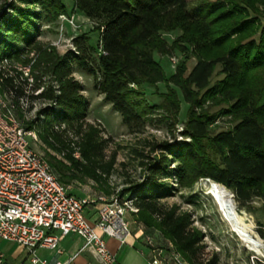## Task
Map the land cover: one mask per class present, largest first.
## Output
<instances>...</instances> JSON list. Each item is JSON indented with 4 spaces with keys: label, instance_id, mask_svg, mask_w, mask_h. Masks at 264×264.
Listing matches in <instances>:
<instances>
[{
    "label": "trees",
    "instance_id": "1",
    "mask_svg": "<svg viewBox=\"0 0 264 264\" xmlns=\"http://www.w3.org/2000/svg\"><path fill=\"white\" fill-rule=\"evenodd\" d=\"M20 1L25 8L10 2L14 13H0V92L15 93L19 119L25 114L20 98L30 104L51 103L23 125L35 129L48 147L66 152L82 176L100 182L111 173L112 164L104 162L105 142L98 129L85 124L89 101L73 76L76 65L95 76L97 91L130 130L142 129L153 113L145 86L179 88L190 105L186 131L192 142L166 145L167 153L159 159L141 162L147 170L145 182L123 190L121 196L136 191L137 221L157 230L196 264L204 234L191 229L189 215L158 206L172 190L160 180L175 176L182 187H192L209 179L242 207L255 198L264 201V0H205L194 10L187 0H73L72 11L94 21L93 32L100 38L94 47L92 32L81 34L73 39L76 50L66 55L36 38L38 21L53 24L68 13L64 0ZM175 31L182 35L170 46L162 34ZM176 48L187 58L168 76L155 55L168 56ZM190 56L196 63L189 71ZM5 60L29 67L33 82L16 69L3 68ZM219 66L224 78L212 85ZM163 97V107L177 115L178 93L169 89ZM206 102L225 107L210 115L204 112ZM219 117H230L232 128L212 129ZM174 160L178 165L171 169ZM260 226L264 238V224Z\"/></svg>",
    "mask_w": 264,
    "mask_h": 264
},
{
    "label": "rangeland",
    "instance_id": "2",
    "mask_svg": "<svg viewBox=\"0 0 264 264\" xmlns=\"http://www.w3.org/2000/svg\"><path fill=\"white\" fill-rule=\"evenodd\" d=\"M205 0H187L190 10L197 9L200 3ZM10 2L25 8L26 3L20 0H0V13H14V9L9 7ZM68 8V13L63 16L74 18L77 28L72 27L66 20H62L59 16L53 24L40 20L37 22L39 31L36 34L37 40L42 44L55 47L60 55H66L70 51L76 50L73 45V39L85 33H91V45L98 46L100 34L93 32L97 24L87 19L83 14L73 9V0H64ZM33 8V7H31ZM262 8V7H260ZM36 10H40L37 7ZM182 35L180 31L172 33H163L162 38L170 45ZM97 56V55H96ZM155 58L159 61L169 76L176 72L180 63L186 60L184 51L179 49L172 50L168 56L156 54ZM196 59L190 56L187 62L189 71L194 67ZM14 67L21 68L17 70L29 74V67L22 66L21 63L12 61L11 67L6 70H12ZM15 69V68H14ZM221 67H217L212 78V85L217 81L223 80L224 76L219 75ZM14 74V73H12ZM73 76L82 84L84 88L83 94L89 101V108L85 124L92 125L98 129L104 144V162L112 164L111 173L103 177L102 181L96 182L93 179L86 178L79 171H74L71 163L66 159V152L62 153L56 149L48 147L40 139V143L35 145L31 142V147L44 154L56 177L68 186H74L84 190L87 194H104L107 196L117 195L124 200L129 201L130 209L133 211L138 209L135 202L137 201L136 191L121 196V192L132 186L140 185L145 182L147 170L142 168L140 163L151 159H159L162 154H166V145L174 146L180 143H191L192 138L187 134L186 121L188 117V105L182 96L179 88L174 84L169 85L178 93L180 108L175 115L168 111L164 105V97L169 94V89L165 84H158L155 87H144L146 100L151 106H155L153 113L148 115L145 120V126L140 130H130L112 107V105L104 101V96L100 95L96 89V78L87 71L75 66ZM48 81V79H46ZM25 89H30L27 87ZM36 94V93H35ZM26 96L27 93H26ZM25 114L22 118H18L17 112L14 110V116L22 123H29L34 120L37 114L51 105L50 102L35 101L33 104L25 100ZM32 105V110L28 111ZM225 105L216 106L213 102L204 104V112L210 115L217 114ZM200 112L201 110H197ZM230 117H219L211 126L216 132H222L232 128ZM73 137V134H69ZM162 146V147H161ZM75 158H79L80 154L76 153ZM178 161L171 162V169H175ZM207 179H200L192 187H182L178 178H161L160 182L172 188L171 193L167 197L158 200V206L163 210L176 208L178 214H186L190 216L191 229L199 230L204 234L201 243L202 250L197 258L196 264H264V238L260 235L261 224H264V201L258 198L252 200L247 207H242L235 201L234 194L232 205L235 215L242 221H246V217L253 222V236L263 244V254H259L249 249V247L234 233L228 223L223 219L213 198L208 193V185L205 183ZM227 194V193H226ZM228 195V194H227ZM229 196V195H228ZM230 198V196H229ZM231 199V198H230ZM136 225L143 226V229L155 238L159 244L165 240L162 234L157 230L145 226L142 222L137 221V217L131 212ZM137 214V213H136ZM126 217L129 222L130 219ZM225 221V222H224ZM5 250L7 252L15 249V244L6 243Z\"/></svg>",
    "mask_w": 264,
    "mask_h": 264
},
{
    "label": "built area",
    "instance_id": "3",
    "mask_svg": "<svg viewBox=\"0 0 264 264\" xmlns=\"http://www.w3.org/2000/svg\"><path fill=\"white\" fill-rule=\"evenodd\" d=\"M60 17L78 27L74 18ZM11 64L8 60L2 63L3 68ZM25 75L32 83L29 74ZM14 100L13 91L0 92V243H13L24 249L28 264H67L49 261L40 252L61 253L60 242L76 235L84 241L82 251H89L100 264H115L116 256L109 251L102 234L125 244L134 231L126 217L139 209L130 212L129 201L117 195L98 199L72 195L70 187L56 177L44 154L31 147V142L40 143L38 133L14 116ZM25 100L26 97L19 99L22 110ZM98 203L97 220L92 224L85 210ZM144 244L150 264H190L168 240L160 245L152 235H147ZM0 264H7L1 248Z\"/></svg>",
    "mask_w": 264,
    "mask_h": 264
},
{
    "label": "crops",
    "instance_id": "4",
    "mask_svg": "<svg viewBox=\"0 0 264 264\" xmlns=\"http://www.w3.org/2000/svg\"><path fill=\"white\" fill-rule=\"evenodd\" d=\"M68 186V185H67ZM70 187V193L79 199H98L100 196H107L104 194H87L84 190L74 187ZM110 197V196H107ZM100 204L90 205L86 208L85 214L87 219L95 224L97 220V210ZM130 223L133 228V235L130 237L125 244L115 238H110L102 234L109 251L116 256L115 264H150V257L148 255V249L144 244V238L150 235L143 226L136 225L132 216H128ZM166 239L162 240L159 244L165 245ZM7 242H1L0 248L5 254V259L7 264H21L26 263V251L21 247L15 245L13 251L7 252L5 250V245ZM84 247V241L76 236L69 235L65 237L59 244V250L57 251H41L40 255L49 261H60L67 264H100L98 260L89 251H82Z\"/></svg>",
    "mask_w": 264,
    "mask_h": 264
},
{
    "label": "bare ground",
    "instance_id": "5",
    "mask_svg": "<svg viewBox=\"0 0 264 264\" xmlns=\"http://www.w3.org/2000/svg\"><path fill=\"white\" fill-rule=\"evenodd\" d=\"M208 185V193L215 201L219 212L223 219L228 223L231 230L251 249L259 254H263V244L253 236V222L246 217V221H242L235 215L232 201L229 196L221 189L219 185L212 180H205ZM224 221V222H225Z\"/></svg>",
    "mask_w": 264,
    "mask_h": 264
},
{
    "label": "water",
    "instance_id": "6",
    "mask_svg": "<svg viewBox=\"0 0 264 264\" xmlns=\"http://www.w3.org/2000/svg\"><path fill=\"white\" fill-rule=\"evenodd\" d=\"M207 180H209V179H207ZM224 187V186H223ZM225 188V187H224Z\"/></svg>",
    "mask_w": 264,
    "mask_h": 264
}]
</instances>
